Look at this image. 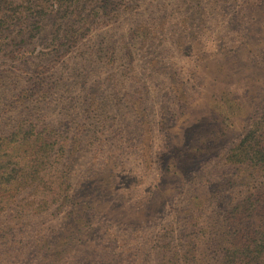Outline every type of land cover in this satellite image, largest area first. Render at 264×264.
Returning a JSON list of instances; mask_svg holds the SVG:
<instances>
[{"label":"rangeland","instance_id":"rangeland-1","mask_svg":"<svg viewBox=\"0 0 264 264\" xmlns=\"http://www.w3.org/2000/svg\"><path fill=\"white\" fill-rule=\"evenodd\" d=\"M8 1L9 35L40 34L11 58L0 28V134L44 119L68 139L54 169L70 181L66 198L37 183L12 198L0 264H160L164 244L177 264H219L232 203L264 187L230 158L264 131V0H72L94 22L56 52L65 7ZM42 194L44 210L21 209Z\"/></svg>","mask_w":264,"mask_h":264},{"label":"trees","instance_id":"trees-1","mask_svg":"<svg viewBox=\"0 0 264 264\" xmlns=\"http://www.w3.org/2000/svg\"><path fill=\"white\" fill-rule=\"evenodd\" d=\"M70 2L72 0H56L57 6L61 4L65 7L62 17L66 20L64 23L57 22L52 26L48 43L54 52L59 51L65 45L76 43L83 36V32L79 33L74 29L75 23H78V28L85 31L89 29V24L94 22L90 20L86 23L87 17L82 9L78 10L77 14L66 11ZM10 5L8 0H0L1 13L12 14L8 16L9 21L0 22V28L5 25L4 33L8 35V29L14 30L17 19ZM31 11L38 15V10ZM72 15L76 20L68 23ZM24 29L13 36L9 35L7 40L9 42L1 49L10 53L11 58L14 57L13 47L19 44L15 41L17 35L24 40V43H28L35 35L40 34L38 31H33L35 28L25 27ZM40 90V81H33L32 85L24 91L26 99L31 98L35 91ZM259 124L260 127H264V118H261ZM67 141L66 138L60 139L55 136L48 122L42 118L35 120L20 118L8 133L0 134V225L2 213L12 198L22 190L33 186L34 183L49 189L56 200L63 195L67 197L70 175L66 164L62 168L54 169L55 163L66 153L65 142ZM258 145L261 148H255ZM230 158L233 163L242 166L250 165L252 174L264 176V131L259 133L257 140L254 137L247 140L243 152L233 150ZM51 171L53 172L52 179H50ZM49 182L50 185L47 184ZM47 195L42 194L43 197L40 200L32 197L31 201L24 203L21 209L23 211L31 209L33 212L44 210L47 205ZM225 222L227 235L223 241V255L219 264H260L259 255L264 251V187L260 186L242 197L235 198ZM0 237L10 236L5 235V232H1L0 229ZM178 255L179 251L174 248L170 249L168 244H164L158 257V263L177 264Z\"/></svg>","mask_w":264,"mask_h":264}]
</instances>
